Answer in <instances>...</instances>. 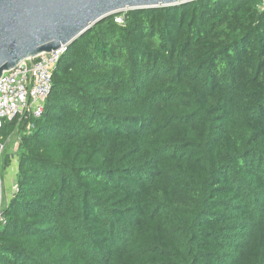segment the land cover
<instances>
[{"label":"trees","instance_id":"16d2710c","mask_svg":"<svg viewBox=\"0 0 264 264\" xmlns=\"http://www.w3.org/2000/svg\"><path fill=\"white\" fill-rule=\"evenodd\" d=\"M261 3L127 10L72 41L42 115L0 128V264H264Z\"/></svg>","mask_w":264,"mask_h":264},{"label":"water","instance_id":"95a60500","mask_svg":"<svg viewBox=\"0 0 264 264\" xmlns=\"http://www.w3.org/2000/svg\"><path fill=\"white\" fill-rule=\"evenodd\" d=\"M192 0H0V77L24 59L69 45L107 16Z\"/></svg>","mask_w":264,"mask_h":264},{"label":"built area","instance_id":"2783aa9c","mask_svg":"<svg viewBox=\"0 0 264 264\" xmlns=\"http://www.w3.org/2000/svg\"><path fill=\"white\" fill-rule=\"evenodd\" d=\"M261 9H264L262 0ZM115 21L124 23L125 11L117 13ZM68 49L63 45L57 50L42 52L33 58L24 59L15 67L4 71L0 77V128L5 120H18V123L42 115L45 101L51 92L52 76L61 56ZM33 128L31 121L26 129ZM5 143L0 142V151ZM17 163V156H14ZM13 161V157H12ZM16 191V185L14 186ZM2 202V191L0 182V207ZM2 208V207H1ZM5 217L0 210V224L5 223Z\"/></svg>","mask_w":264,"mask_h":264},{"label":"rangeland","instance_id":"374dc122","mask_svg":"<svg viewBox=\"0 0 264 264\" xmlns=\"http://www.w3.org/2000/svg\"><path fill=\"white\" fill-rule=\"evenodd\" d=\"M19 134L16 133L11 140L9 141V144H11V153L10 156L13 157V161L7 166V168L3 167V156L5 147L2 151H0V182H1V191H2V202L1 207L4 208L10 201L15 184V177L17 173V163L14 160V156L16 155V150L18 146V140H19Z\"/></svg>","mask_w":264,"mask_h":264}]
</instances>
